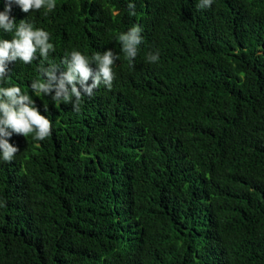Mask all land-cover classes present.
Wrapping results in <instances>:
<instances>
[{
    "label": "trees",
    "instance_id": "1",
    "mask_svg": "<svg viewBox=\"0 0 264 264\" xmlns=\"http://www.w3.org/2000/svg\"><path fill=\"white\" fill-rule=\"evenodd\" d=\"M55 2L11 5L51 33L45 66L120 48L134 24L143 41L79 110L33 93L39 59L8 64L0 86L32 95L52 129L8 138L0 264H264V0Z\"/></svg>",
    "mask_w": 264,
    "mask_h": 264
},
{
    "label": "clouds",
    "instance_id": "2",
    "mask_svg": "<svg viewBox=\"0 0 264 264\" xmlns=\"http://www.w3.org/2000/svg\"><path fill=\"white\" fill-rule=\"evenodd\" d=\"M21 11L30 13L45 9L46 13L56 8L55 0H7L4 10L0 11V31L10 34L11 39L0 38V81L8 73L10 62L22 61L31 64L39 59L38 71L41 78L32 81L30 87L36 96H51L57 104H72L79 110L84 97H91L94 91L106 86L112 88L119 67L134 66L138 46L143 41L142 28L132 25L127 31L119 34L120 48L115 45L96 52L91 57L73 50L65 56L61 64L45 61L55 45L51 42V33L34 25L27 19L17 20L11 16L12 3ZM213 0H201L199 7H210ZM129 15H135V5L128 4ZM150 63L159 60V51L146 53ZM47 111V109H45ZM52 123L41 114L33 96L23 91L19 85L0 86V159L11 162L19 152L17 146L9 143L13 133L24 137L34 134V139L44 140L51 135ZM202 203L190 201L193 214L203 211Z\"/></svg>",
    "mask_w": 264,
    "mask_h": 264
}]
</instances>
